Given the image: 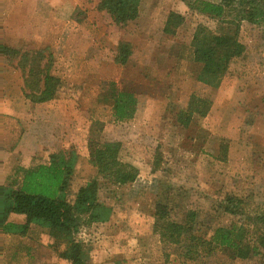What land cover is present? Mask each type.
Returning a JSON list of instances; mask_svg holds the SVG:
<instances>
[{"label": "rangeland", "instance_id": "1", "mask_svg": "<svg viewBox=\"0 0 264 264\" xmlns=\"http://www.w3.org/2000/svg\"><path fill=\"white\" fill-rule=\"evenodd\" d=\"M37 1H9L15 4L14 12L0 13L6 22L0 23V42L18 53L13 62L0 57V105L4 99H24L29 121L35 116L39 121L51 119L56 128L58 123L69 125L51 132L56 146L49 145L35 159L46 163L52 153H59L72 161L70 193L97 180L98 200L113 208L105 223L88 224L82 218L74 235L89 260L180 264L173 249L164 250L154 230L158 204L203 217L213 212L218 197L227 194L264 212V111L255 106L264 95V20L241 23L245 53L213 90L198 81L201 66L194 61L193 37L199 28L224 34L231 26L202 15L188 0H143L138 18L124 27L100 9L104 0ZM76 9L75 18H85L80 25L86 24L92 41L82 43L86 56L71 51L77 49L72 47L76 40L58 39V21L67 32L80 29L73 19ZM171 13L185 21L167 35L164 29ZM122 43L129 46L124 49ZM37 67L61 81L55 100L32 102L44 86L45 74L31 73ZM111 83L136 95L133 120L115 122ZM192 96L210 102L206 117L189 114ZM196 110L203 113L200 105ZM91 140L101 148L112 142L122 145L121 162L138 171L133 186L120 187L99 172L89 156ZM155 164L159 171L153 173ZM46 236L49 241L48 231ZM216 262L240 264L220 254ZM58 264L68 263L58 257Z\"/></svg>", "mask_w": 264, "mask_h": 264}, {"label": "trees", "instance_id": "2", "mask_svg": "<svg viewBox=\"0 0 264 264\" xmlns=\"http://www.w3.org/2000/svg\"><path fill=\"white\" fill-rule=\"evenodd\" d=\"M143 0H104L100 9L106 11L113 22L124 27L139 16ZM189 6L211 19H222L231 27L224 34H213L199 28L193 37V55L196 64L201 66L198 81L217 90L230 66L243 57L246 47L240 42V26L244 21L258 24L264 20V0H188ZM73 19L82 22L85 18ZM236 14L235 17H231ZM228 20V21H227ZM231 20V21H229ZM185 21L181 15L171 13L164 33L173 35ZM124 49L129 46L122 43ZM18 53L2 45L0 57L13 62ZM124 61L126 59H123ZM22 64V58L20 59ZM22 66V65H20ZM34 75L44 73V86L33 98V103H45L58 97L61 81L51 77L47 70H31ZM40 76V75H37ZM113 117L117 123L134 119L138 110V99L134 93L119 90L111 83ZM31 95V94H30ZM200 105L203 113L196 110ZM210 102L192 96L189 104L190 115L206 117ZM194 109V110H193ZM195 111V112H194ZM197 113V114H196ZM122 145L107 143L100 147L89 141L91 163L100 173L110 177L120 187H131L138 178L137 169L120 160ZM156 165V164H155ZM158 164L153 173L159 171ZM72 161H65L59 153H52L46 164L24 171L22 184L0 190V229L18 230L26 233L32 225L48 231L49 242L59 259L68 264H94L74 239L81 226L82 218L88 224L109 221L113 208L98 200V182L91 180L86 186L72 195L70 176ZM15 215L25 220L24 224L9 222ZM155 232L166 247L173 249L175 261L180 264H218L220 255L240 264H264V212L254 209L245 199L223 195L213 205V212L200 217L196 212L178 211L175 207L158 204L155 214ZM65 244V249L60 246ZM166 246V247H165ZM171 251L168 256H171ZM123 264V263H119Z\"/></svg>", "mask_w": 264, "mask_h": 264}, {"label": "crops", "instance_id": "3", "mask_svg": "<svg viewBox=\"0 0 264 264\" xmlns=\"http://www.w3.org/2000/svg\"><path fill=\"white\" fill-rule=\"evenodd\" d=\"M9 1L16 3L17 0H1L0 13L4 12L8 15L14 12L15 4ZM40 2L41 0H38L37 4ZM83 22L85 20L79 23L74 22L76 26H80V29L74 34L63 30L65 26L62 21H58V39L63 42L67 41V43L76 40V46L72 47L77 49L71 51L86 56L81 49L82 43L92 45V41H89L90 35L86 32V24L80 25ZM0 23L4 25L6 22L0 17ZM51 32L56 35L55 30H51ZM59 55L63 54L59 53ZM121 91L132 93L128 90ZM2 102L0 105V190L11 185L14 187V184L20 186L25 170L46 164L47 162L41 163L37 158L35 159L36 155L44 152L49 145L56 146L52 139V133L69 128V125L64 126L63 123L62 125L58 123V128H56L51 119L46 120L44 117L39 121L38 117L33 116V120L29 121L24 115L29 110L27 109V100L4 99ZM255 106H258V110L264 111V95L258 98ZM255 106L253 108H257ZM9 222L24 224L25 220L12 215ZM34 227L38 228V226L32 225L26 233H20L18 230L0 229V264H58V255L47 240V230L33 229Z\"/></svg>", "mask_w": 264, "mask_h": 264}]
</instances>
